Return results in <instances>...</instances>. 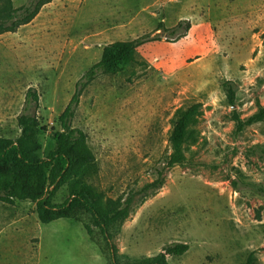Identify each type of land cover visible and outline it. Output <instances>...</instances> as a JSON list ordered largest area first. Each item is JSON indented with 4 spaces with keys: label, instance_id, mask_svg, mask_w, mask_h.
<instances>
[{
    "label": "rangeland",
    "instance_id": "rangeland-1",
    "mask_svg": "<svg viewBox=\"0 0 264 264\" xmlns=\"http://www.w3.org/2000/svg\"><path fill=\"white\" fill-rule=\"evenodd\" d=\"M11 1L20 8L29 0ZM182 20L190 30L171 42ZM144 37L151 41L132 62L88 81L107 45ZM80 88L71 125L86 133L95 157L84 182L105 198L133 200L113 239L118 256L151 258L186 244L169 264H264V123L236 132L233 121L264 106V0H52L29 24L0 35V138L19 137L17 118L34 89L39 109L30 114L46 159L58 117ZM193 105L185 160L167 167L175 113ZM160 174L163 187L143 192ZM74 185L53 203H64ZM0 264L107 260L81 223L41 225L33 203L16 201L0 203Z\"/></svg>",
    "mask_w": 264,
    "mask_h": 264
},
{
    "label": "trees",
    "instance_id": "trees-1",
    "mask_svg": "<svg viewBox=\"0 0 264 264\" xmlns=\"http://www.w3.org/2000/svg\"><path fill=\"white\" fill-rule=\"evenodd\" d=\"M52 0H29L20 8H14L11 0H0V35L13 33L19 27L29 24L39 10ZM159 25L156 31H163ZM189 21L182 20L169 32L171 42H178L187 36ZM155 40L160 38L156 35ZM144 37L131 42L107 45L100 61L87 74L91 81L97 72L115 73L121 66L133 61L136 50L150 42ZM227 100L235 105V90L230 82L223 84ZM82 88L78 89L71 101L58 117L60 130L52 135L54 149L46 159H41L39 136L41 127L31 108L39 109V96L34 89H28L23 112L17 118L20 135L16 140L0 138V203L12 205L16 201L31 202L41 225L59 220H72L83 225L87 236L99 247L107 264H169L167 257H180L188 251L186 244L165 247L162 253L145 259L133 260L118 256L113 243L120 223L126 220L133 210V200L105 198L91 185L84 182L95 170V157L87 143V135L73 128L71 121L79 103ZM199 106L193 105L176 111L169 136L171 154L166 157L167 167L184 162L183 146L188 129L198 114ZM235 111H233L234 113ZM235 131L241 132L254 124L264 123V106L245 120L234 113ZM75 181L70 197L62 204H54L55 194L66 184ZM161 174L153 183L144 187L143 192L163 187Z\"/></svg>",
    "mask_w": 264,
    "mask_h": 264
}]
</instances>
